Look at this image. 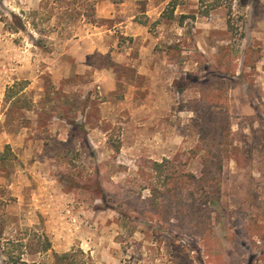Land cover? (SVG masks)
Instances as JSON below:
<instances>
[{
	"label": "rangeland",
	"instance_id": "obj_1",
	"mask_svg": "<svg viewBox=\"0 0 264 264\" xmlns=\"http://www.w3.org/2000/svg\"><path fill=\"white\" fill-rule=\"evenodd\" d=\"M168 3L0 0V264H264V0Z\"/></svg>",
	"mask_w": 264,
	"mask_h": 264
},
{
	"label": "trees",
	"instance_id": "obj_2",
	"mask_svg": "<svg viewBox=\"0 0 264 264\" xmlns=\"http://www.w3.org/2000/svg\"><path fill=\"white\" fill-rule=\"evenodd\" d=\"M204 1L205 0H199V3H200L201 6L203 5ZM182 2H183V0H169V3H168V8L170 10V14L168 15L169 17L172 16V12L179 5H181ZM214 7H215V5H214ZM214 7H212V8H214ZM207 14H208L207 10L202 12V15H204V16L207 15ZM142 23L146 24V22H142ZM243 65L247 66V67H250V68H254L255 61L254 60L251 61V59L246 55L244 57V60H243ZM204 89L205 88H203V87L200 89V92H201L202 95H203ZM200 129L205 132V131H207V126L206 125H201ZM214 147H215V149L218 148L216 143H215ZM211 148H213V147H211V145H209V144L205 145V152H206V159L204 161L205 168H208V166L212 165V160L213 159L218 158L217 155H211ZM4 157H5L4 154H0V159H4ZM164 162H165V160H164ZM160 166H161V163L155 162L153 164L154 171L155 172H159ZM172 181L174 182V180L171 177H168V176H166L165 179H164V191L161 193L164 196V199H163L164 202H168V200H170L171 196L174 193L175 187H174ZM176 187H177V185H176ZM151 192H152V196H156L157 189H152ZM151 199L153 200V197ZM151 199H150V201H151ZM163 206H165V203L163 204ZM65 256H67V255H65ZM8 258L10 260V263H8V264H27L26 262H22L20 260H14L12 257H8Z\"/></svg>",
	"mask_w": 264,
	"mask_h": 264
},
{
	"label": "crops",
	"instance_id": "obj_3",
	"mask_svg": "<svg viewBox=\"0 0 264 264\" xmlns=\"http://www.w3.org/2000/svg\"><path fill=\"white\" fill-rule=\"evenodd\" d=\"M142 49H144V48L142 47ZM144 54H146V51L141 50L140 51V55H139L140 58L143 57ZM262 61H264V60H258V62H255V68H256V70L258 69L260 71V74H256V77L259 78V79H264V68H262V66H261ZM145 64H146L145 62H141V64H140L141 65V69H143V67H144ZM247 69L248 70H251L250 67H247ZM144 70H145V68H144ZM142 74H144V73H142Z\"/></svg>",
	"mask_w": 264,
	"mask_h": 264
}]
</instances>
